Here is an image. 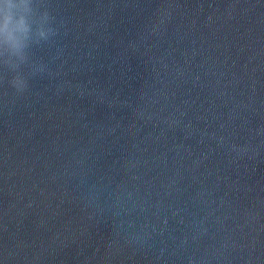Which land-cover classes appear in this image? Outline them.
<instances>
[{
	"label": "water",
	"instance_id": "obj_1",
	"mask_svg": "<svg viewBox=\"0 0 264 264\" xmlns=\"http://www.w3.org/2000/svg\"><path fill=\"white\" fill-rule=\"evenodd\" d=\"M38 9L0 55V264H264V0Z\"/></svg>",
	"mask_w": 264,
	"mask_h": 264
},
{
	"label": "clouds",
	"instance_id": "obj_2",
	"mask_svg": "<svg viewBox=\"0 0 264 264\" xmlns=\"http://www.w3.org/2000/svg\"><path fill=\"white\" fill-rule=\"evenodd\" d=\"M38 5L39 0H0V55L8 52L24 60V49L30 41L39 44L56 34L52 24L47 23L53 19L50 13L45 12L41 18ZM10 83L17 92L28 86L27 78L18 75Z\"/></svg>",
	"mask_w": 264,
	"mask_h": 264
}]
</instances>
